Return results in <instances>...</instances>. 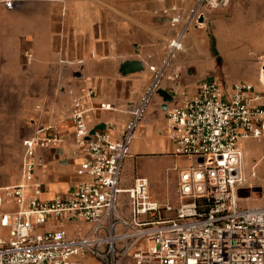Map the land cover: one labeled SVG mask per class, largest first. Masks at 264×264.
<instances>
[{
  "label": "built area",
  "instance_id": "2783aa9c",
  "mask_svg": "<svg viewBox=\"0 0 264 264\" xmlns=\"http://www.w3.org/2000/svg\"><path fill=\"white\" fill-rule=\"evenodd\" d=\"M230 5L231 0H193L187 10L161 12L172 29H182L169 39L163 66L150 67L151 82L130 105L119 140L109 134L113 124L91 134L87 110L81 98L75 99L71 120L82 155L78 173L88 175V181L64 196L42 200V187L34 183L37 151L56 148L62 139L49 126L39 130L44 135L23 140L21 182L0 188V264H79L76 259L82 256L103 264L127 259L134 264H264V206L242 205L248 177L240 147L241 140L264 136V56L259 58L261 93L253 84L227 86L214 77L202 80L198 93L182 107L167 112L174 156L192 160L185 168H173L177 204L154 198L146 177L136 178L128 190L120 187L138 126L161 89L171 58L184 51L190 30L209 26L213 15ZM100 108L116 109L106 103ZM123 193L129 198L128 216L118 208ZM6 203L18 209L4 211ZM78 222L88 230L77 226L70 235L66 225Z\"/></svg>",
  "mask_w": 264,
  "mask_h": 264
},
{
  "label": "crops",
  "instance_id": "0c3cea01",
  "mask_svg": "<svg viewBox=\"0 0 264 264\" xmlns=\"http://www.w3.org/2000/svg\"><path fill=\"white\" fill-rule=\"evenodd\" d=\"M192 4L193 0H147L141 5L144 12L140 13L135 12L133 2L126 6L122 5V8L116 5L112 8L115 12L114 19L118 26L123 27L122 34L117 40L102 30L97 36L94 35L88 24L86 29L83 27L81 21L85 17L88 19V9L86 15L77 16L82 20L77 21L71 33L65 34V31H61L58 37H61L66 52L64 58L48 60L41 64L46 70L38 71V75H41L39 90H52L58 93L55 98L47 99L43 112L37 114L33 136H42L45 133H39V130L54 126L62 139L56 148H43L37 151L34 183L42 187V200L57 195L64 196L77 183L90 179L88 175L78 173L82 155L76 143L75 126L71 120L76 108L75 99L81 98L87 110L85 119L89 128L102 126V130H105L106 126L113 124L114 129L110 130L109 134L113 140H119L122 130L130 120V105L139 100L151 82L150 67L163 66L167 58L169 39L182 29V26L172 29L168 20L160 15L161 12L173 7L187 10ZM69 7L80 10L84 6L72 4ZM215 16L217 13L213 15ZM96 21V18L92 19L93 26L97 25H94ZM184 42L186 50L171 58L161 85V89L173 96V101L166 103L158 94L153 98L145 118L138 126L131 145V155L124 162L120 181L121 189L128 190L136 178H148L152 185V196L159 201L171 200L168 190L158 191L155 187L156 183L163 181L159 178L161 162L163 159L175 157V144L170 138L167 112L182 107L186 100L194 97L198 93L200 75L215 66L213 49L206 33L189 32ZM128 60L140 61L144 70L123 76L120 67ZM223 67L228 69L229 66L223 64ZM257 85L259 89L255 87V91L261 93L260 84ZM90 90L93 91L92 96L88 94ZM104 103L112 104L116 109L112 111L101 109L100 106ZM262 140L264 136L261 139L240 141V147L245 152L247 160L261 150ZM3 187L5 186L0 188ZM177 191L178 177L175 181L174 204L178 203ZM128 202L126 193L119 195L118 208L124 216L129 215ZM242 205L264 206L262 200L246 202L245 198ZM17 209L13 203H6L3 207L4 211ZM77 226L83 227V231L89 228L84 222L69 224L67 229L70 235L75 234ZM50 227L48 225L43 229ZM76 260L79 264H103L92 256H82Z\"/></svg>",
  "mask_w": 264,
  "mask_h": 264
},
{
  "label": "rangeland",
  "instance_id": "374dc122",
  "mask_svg": "<svg viewBox=\"0 0 264 264\" xmlns=\"http://www.w3.org/2000/svg\"><path fill=\"white\" fill-rule=\"evenodd\" d=\"M145 1L0 0V187L21 182L23 139L35 134L37 114L43 112L46 100L55 98L58 93L39 90L41 75H38V71L46 70L42 63L64 58L66 52L61 37H58L61 31L71 33L81 19L77 16L86 15L88 9V19H81L83 27L86 29L88 24L94 35L97 36L102 30L117 40L123 27L117 25L112 8L116 5L122 8V5L133 2L135 12L140 13L144 12L141 5ZM9 3L12 8L8 7ZM72 4H83L84 7L80 10L70 9L69 5ZM216 13L209 26L190 30L206 33L213 49L215 66L201 74L200 81L217 77L227 86L245 82L259 89V58L264 56V0H231L228 10ZM94 18L97 19L94 22L96 26L92 24ZM223 64H227L228 69ZM262 141L261 150L250 156L249 160L243 151V169L248 181L242 196L246 202L262 200L264 204ZM191 163L192 160L185 157L163 159L162 168H159V178L163 181L156 183V190H168L171 201L176 202L177 173L173 168L176 165L185 168ZM125 264L134 263L127 259Z\"/></svg>",
  "mask_w": 264,
  "mask_h": 264
},
{
  "label": "water",
  "instance_id": "95a60500",
  "mask_svg": "<svg viewBox=\"0 0 264 264\" xmlns=\"http://www.w3.org/2000/svg\"><path fill=\"white\" fill-rule=\"evenodd\" d=\"M144 70V66L140 61H135V60H128L125 61L121 64L120 67V73L123 76H127L132 73H137L141 72ZM158 95H160L166 103H170L173 101V96L169 94L166 90L160 89L158 91ZM96 129H103V127H97L91 131V134H94Z\"/></svg>",
  "mask_w": 264,
  "mask_h": 264
}]
</instances>
